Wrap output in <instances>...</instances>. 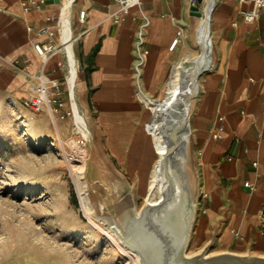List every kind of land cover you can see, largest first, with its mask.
Returning <instances> with one entry per match:
<instances>
[{
  "label": "crops",
  "instance_id": "0c3cea01",
  "mask_svg": "<svg viewBox=\"0 0 264 264\" xmlns=\"http://www.w3.org/2000/svg\"><path fill=\"white\" fill-rule=\"evenodd\" d=\"M194 2L143 0L117 19L115 0H45L29 10L22 0H0V89L14 92L15 98L30 96L37 74L44 70L60 80L58 98L67 100L72 83L64 50L43 65L33 46L45 38L36 29L55 25L66 9L75 38L74 99L97 144L96 162L100 168H112L113 184L138 185L139 170H149L155 160L144 129L150 110L143 96L164 92V98L176 67L195 51V42L200 48L202 18L197 24ZM251 6L250 0L216 3L210 22L211 64L197 75L177 151L191 157L198 198L190 240L194 251L207 246L212 253L264 256V8L250 22L243 11ZM81 10L86 11L84 18ZM143 16L149 20V53L138 86L134 45ZM180 30L179 42L171 48ZM62 126L67 128L66 123ZM28 260L8 258L0 264H34Z\"/></svg>",
  "mask_w": 264,
  "mask_h": 264
},
{
  "label": "rangeland",
  "instance_id": "374dc122",
  "mask_svg": "<svg viewBox=\"0 0 264 264\" xmlns=\"http://www.w3.org/2000/svg\"><path fill=\"white\" fill-rule=\"evenodd\" d=\"M206 1L195 0L193 5L204 8ZM195 16L198 24L201 16ZM195 44V51L182 62L188 63L200 54L199 45ZM163 95L164 92L154 98L161 99ZM15 96L12 91L0 89V260L29 259L34 264H138L136 255L118 245L116 239L102 229L107 225L101 224L102 217L111 214L103 208L100 210L99 204L105 203L111 208L112 193L114 200L127 195L132 196L139 210L148 198L149 177L157 158L148 128L153 120L150 105L144 99L150 110L144 129L151 140L155 160L149 170H139L138 185L117 186L118 193L114 195L113 188L104 183L105 178L95 170L92 161H96L97 144L88 126L86 132L90 139L79 132L70 98L53 116L48 106L40 110L29 106L26 100L31 94ZM77 110L80 113L79 108ZM67 112L70 114L61 117ZM64 123L66 129L62 126ZM113 145L121 150L116 140ZM134 163L135 157L131 155L129 166L132 168ZM78 172H83L84 180L90 183L96 204L93 216L84 207ZM197 208L196 195L192 228ZM191 232L188 255L204 249L194 251Z\"/></svg>",
  "mask_w": 264,
  "mask_h": 264
},
{
  "label": "bare ground",
  "instance_id": "6f19581e",
  "mask_svg": "<svg viewBox=\"0 0 264 264\" xmlns=\"http://www.w3.org/2000/svg\"><path fill=\"white\" fill-rule=\"evenodd\" d=\"M217 0L206 1V13L201 16L202 23L199 28L200 54L193 61L182 63L176 67L173 77L169 81L164 98L155 99L143 96L153 111V120L148 125L152 135V143L156 150L157 158L151 170L148 184V198L141 209L137 210L132 196L120 197L116 202V214L102 217V229L113 236L118 245H123L129 252L136 255L138 264H142L139 254L120 242V238L113 229V225L123 224L129 216L134 215L138 222L147 220L151 226H159L169 215L174 214L185 200L196 204L195 187L191 179L190 160L186 152H179L180 141L187 129V116L191 107L193 95L197 89V75L203 69L209 68L211 56L210 22L212 11ZM72 55V60L73 54ZM73 76H76V68L73 67ZM185 71L187 72L185 75ZM73 93V86H71ZM74 122L84 138L90 139L87 130L86 119L78 112L77 103L73 100ZM176 136V140L172 139ZM96 172L105 178L104 183L113 188L114 195L118 193L117 185L112 183L110 176L112 168H100L95 161ZM84 171V170H83ZM78 188L86 211L94 215L96 204L92 197L90 183L85 179L83 172H78ZM104 204H99L100 210ZM142 216L140 219L139 217ZM99 221V220H98ZM141 222V221H140ZM132 231V230H130ZM138 238V237H137ZM136 238V239H137Z\"/></svg>",
  "mask_w": 264,
  "mask_h": 264
},
{
  "label": "water",
  "instance_id": "95a60500",
  "mask_svg": "<svg viewBox=\"0 0 264 264\" xmlns=\"http://www.w3.org/2000/svg\"><path fill=\"white\" fill-rule=\"evenodd\" d=\"M202 1L198 0L200 3ZM192 9L198 16L206 13L205 7L200 8L195 4ZM172 139L176 140V136H172ZM111 200L112 207L108 208L104 203L103 210L114 216L117 200H114L113 193ZM194 215L195 204L185 200L177 211L164 219L159 226H151L147 220L141 218L142 216L139 217L141 222H138L133 215L123 224L113 225V229L124 245L139 254L142 264H264V256L229 251L212 253L208 251L207 246L200 252L188 255L186 251Z\"/></svg>",
  "mask_w": 264,
  "mask_h": 264
},
{
  "label": "built area",
  "instance_id": "2783aa9c",
  "mask_svg": "<svg viewBox=\"0 0 264 264\" xmlns=\"http://www.w3.org/2000/svg\"><path fill=\"white\" fill-rule=\"evenodd\" d=\"M119 5V14L117 19H122L125 14H127L131 8L139 5L143 0H115ZM244 1V0H241ZM252 6L243 11V17L247 21H253L264 8V0H250ZM45 3V0H22V5L25 10H29L34 6H39ZM86 14L85 10L80 11V17L84 18ZM149 23L148 17L143 16V20L139 25L136 33L135 45H134V64L133 73L137 85L140 86V82L143 76L144 66L149 53V48L146 45L145 31ZM39 34L45 35V38L41 41H35L33 43L34 49L40 56L42 64L44 65L50 56L57 51L64 50L68 58L69 64V74L70 79L73 76L74 60H72V43L74 41V36L71 31L69 16L67 10L64 9L60 16L57 17L55 25H45L36 29ZM181 35V30L178 31L177 36L174 38L171 44V48H174L179 42ZM74 58V56H73ZM38 83L35 86L33 94L27 98L26 103L36 110H40L43 106H48L52 115L65 105L63 99L58 98L61 94V82L58 78L48 75L44 70L37 74ZM76 81V76L71 80L72 86L74 87ZM140 90V87H139ZM69 98L73 103L74 94L69 90ZM52 104L55 106L53 107ZM66 114L70 112L61 114V117H65ZM245 185L254 188V185L246 181Z\"/></svg>",
  "mask_w": 264,
  "mask_h": 264
}]
</instances>
